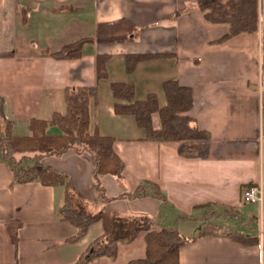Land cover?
<instances>
[{
  "label": "crops",
  "instance_id": "0c3cea01",
  "mask_svg": "<svg viewBox=\"0 0 264 264\" xmlns=\"http://www.w3.org/2000/svg\"><path fill=\"white\" fill-rule=\"evenodd\" d=\"M28 8L22 19V9ZM192 17L202 33L195 48L183 41ZM126 18L135 25L132 39L85 42L78 58L57 59L55 52L94 36L101 22ZM264 0H258V31L239 33L223 42L225 23L204 19L196 0H0V98L3 112L14 122L15 135H29V120L64 113L63 90L97 85L89 102V131L115 137L122 159V177L102 175L106 199L93 186V164L86 154L68 148L44 155L41 162L68 178L67 189L89 213L105 211L125 217L149 215L151 229L191 226L211 210L221 220L238 219L240 231H257V244L224 234L196 236L195 225L180 247L178 264H264V194L261 203L242 202L241 189L261 181L264 189ZM183 30V31H182ZM191 30V28H190ZM193 33V32H191ZM106 54L107 77L97 80L95 55ZM126 54H145L128 73ZM176 79L192 91L185 113L191 124L206 130L205 139L145 140V130L132 115L114 111L111 81L133 83L135 97L154 92L165 104L162 83ZM124 102V101H122ZM152 126L160 127L157 112ZM2 123L0 122V128ZM58 133L56 126L47 129ZM158 184L165 201L151 195L128 197L142 180ZM62 187L30 181L16 183L8 162L0 160V264H75L103 234L100 220L91 223L78 241L73 224L54 216ZM232 210V211H233ZM258 226H252L251 220ZM203 223V222H202ZM205 223V220H204ZM203 223V225H204ZM260 230H256L259 228ZM199 227V228H198ZM198 228V229H196ZM195 232V233H194ZM145 232L118 246L116 257L93 258L85 264H126L145 255Z\"/></svg>",
  "mask_w": 264,
  "mask_h": 264
},
{
  "label": "trees",
  "instance_id": "16d2710c",
  "mask_svg": "<svg viewBox=\"0 0 264 264\" xmlns=\"http://www.w3.org/2000/svg\"><path fill=\"white\" fill-rule=\"evenodd\" d=\"M197 7L205 20L210 23H225L228 30L215 39L223 42L239 33L258 31V0H196ZM28 8L22 9L23 21L27 18ZM135 25L126 18L111 22L97 23L94 36L82 38L66 45L58 51L45 53L57 59L78 58L82 54L85 42H120L132 39ZM261 46L264 51V29L261 31ZM145 54H126L124 66L126 72H132ZM106 54L95 55L96 79L107 77ZM110 88L114 101V111L118 114L132 115L136 125L145 130V140L180 141L205 139L209 136L206 130L191 124V118L185 112L192 106V91L180 85L176 79H166L162 83L165 104H159L156 93L149 92L143 98L135 97L134 85L128 81H111ZM97 85L65 88L63 98L66 105L64 113L54 111L48 119L32 118L29 120V135H15L14 122L8 120L3 112V99L0 98V160L8 162L13 171L16 183L38 182L42 185L62 187L54 210L55 218L69 222L77 227V232L70 241L80 240L88 226L100 220L103 234L97 238L89 249L75 264H85L98 257L114 258L121 243L132 241L139 232L144 231L145 255L132 259L126 264H178L180 247L188 240L174 227L151 229L152 218L149 215L125 217L105 211L89 213L73 206V194L67 189L68 178L62 172L41 162L44 155L59 154L68 148L86 154L93 164V186L100 199H106L100 183L102 175L111 174L122 177L124 167L122 159L114 150L115 137L100 134L95 127L89 131V102L97 96ZM124 101V102H122ZM157 112L160 127L152 126L151 114ZM56 126L58 133H50L48 127ZM128 197L151 195L165 201L158 184L151 180H142L131 192H124ZM234 209V208H233ZM229 208L227 212L235 213ZM233 210V211H232ZM211 210L204 218V225L196 236L205 234H224L237 241L257 244V231L243 232L227 225L221 218L224 214ZM231 213V214H233Z\"/></svg>",
  "mask_w": 264,
  "mask_h": 264
},
{
  "label": "rangeland",
  "instance_id": "374dc122",
  "mask_svg": "<svg viewBox=\"0 0 264 264\" xmlns=\"http://www.w3.org/2000/svg\"><path fill=\"white\" fill-rule=\"evenodd\" d=\"M188 20H189V24L187 25L188 29L187 30H184V32H186V34L190 35L191 37H189L186 40H184L183 41V44L185 46H187V47L195 48L196 43H197V39L196 38H197V36H199L202 33V31L200 30L199 25L196 24V22L193 20L192 17H189ZM190 28H191V30H190ZM191 32H193V33H191ZM72 194L74 196L73 197V206L75 208H78V209H86L83 201L79 197H77L74 193H72ZM236 217L238 219H240V221L243 220V219H245L244 214H241V212H240L239 216L237 215ZM236 217H234V218H228L225 223L227 225L232 226L233 228L241 229V228H239V225H238L239 222L237 221V218ZM204 220L205 219H203V218L201 219V217L200 218H196L194 220V223L191 224V226L188 225L189 229H187L186 226H181L180 225V227H179V231L181 232L180 234L187 235V236L191 235L190 233H193L192 232L193 231L192 229L195 228L194 226L197 225L199 227H202L203 226V223H204ZM251 223H252V226H254V227H255V225L258 226L257 220H255V219L251 220ZM198 228H196V229H198ZM256 230H260V226H259V228H256Z\"/></svg>",
  "mask_w": 264,
  "mask_h": 264
},
{
  "label": "built area",
  "instance_id": "2783aa9c",
  "mask_svg": "<svg viewBox=\"0 0 264 264\" xmlns=\"http://www.w3.org/2000/svg\"><path fill=\"white\" fill-rule=\"evenodd\" d=\"M264 189L261 181L242 187L240 198L242 202L261 203Z\"/></svg>",
  "mask_w": 264,
  "mask_h": 264
}]
</instances>
